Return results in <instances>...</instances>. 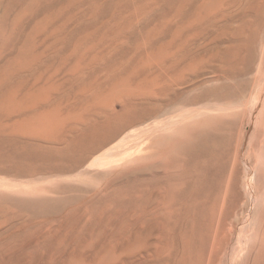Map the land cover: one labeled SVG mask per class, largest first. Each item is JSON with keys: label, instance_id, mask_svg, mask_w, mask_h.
I'll return each mask as SVG.
<instances>
[{"label": "rangeland", "instance_id": "obj_1", "mask_svg": "<svg viewBox=\"0 0 264 264\" xmlns=\"http://www.w3.org/2000/svg\"><path fill=\"white\" fill-rule=\"evenodd\" d=\"M27 1L12 6L11 0H0V27L10 28L13 19H20L8 31L13 36L9 46L0 38V67L15 57L30 30L37 28L33 35L39 34L35 42L27 38L31 45L46 37L43 17H50L52 9L34 14ZM234 1L224 10L222 0H59V15L47 25L45 53L34 49L30 68L14 77L24 85L0 88V264H247L256 222L244 232L237 229L226 249L214 242L213 219L196 215V235L189 243L180 205L168 196L165 201L154 197L151 187L142 192L133 177L141 169L143 132L174 115L217 104L213 96H199L221 83L208 78L223 74L217 57L232 43L223 29L241 23L242 6ZM262 23L253 70L246 76L251 84L242 157L251 134L264 132L258 122H264ZM53 41L60 43L51 48ZM224 65L226 73L242 66L239 60L231 68ZM185 67L190 70L181 74ZM180 74L184 81L175 90L184 92V104L169 117H152L161 101L158 80ZM227 82L236 88L235 81ZM85 134L88 139L79 149L75 141ZM160 143L142 162L159 153ZM237 169L248 203L239 228L251 223L259 203L255 171L243 159Z\"/></svg>", "mask_w": 264, "mask_h": 264}, {"label": "bare ground", "instance_id": "obj_2", "mask_svg": "<svg viewBox=\"0 0 264 264\" xmlns=\"http://www.w3.org/2000/svg\"><path fill=\"white\" fill-rule=\"evenodd\" d=\"M20 1L21 0H11L12 6L18 4ZM228 1L229 0H222L223 6H219V8L224 9V7L229 4ZM244 1L245 2H243V0L234 1L236 6H242V9L240 8V13L238 11V19L241 23L235 27H226L223 29L224 37L227 38V36H229L232 41L230 45L222 48L220 56L217 57L218 59L220 57L222 60L219 67L221 71H223V74L216 75L211 79L208 78V81H220L221 83L217 87L208 86L199 96L201 99L203 97L209 99L214 97L213 99L215 101L218 100L217 104H211L204 110H197L191 114L184 112L176 116L174 115L175 117L172 115L173 117L169 118L166 122L160 121L158 124L154 125L152 129L143 132L144 139L141 145V147L143 146V155L139 160L141 169L137 173V176L134 174L133 177L139 181L142 192H148L151 187L153 189L152 193L155 194L154 197L165 198L167 200L168 196L169 202L170 200L173 202L175 200L178 205H180L179 210H183L184 218L188 222L189 230L185 233L187 242L189 243H192L196 235V215L199 216L201 214L206 218L213 219L212 226H214L215 230L214 242L215 240H219V242L223 244V248L225 246L226 249L230 246L229 244H231L232 236L237 229L239 232H244V228H249L252 225L253 228L256 222L255 243L253 247L249 249V252H247L248 254L245 256V261L247 264L248 262H250V264H264V203L262 202V199L264 200V132L254 131L250 137L251 143L244 153L245 156L242 157L240 153L245 134L243 131L245 125L244 116L246 115V107L249 105V99L246 96L248 94L246 93H248V87H250L249 84H251L249 83L251 81L249 80L248 82L246 76L253 70L256 44L260 38V31L263 25L262 21L264 19V2L262 0ZM58 2L59 0H28L26 6L29 9H34V14H37L39 11L43 13L45 11L49 12L50 8L53 12L51 16H56L57 14L59 15V10H56V8H58ZM231 4L229 7H235L231 6ZM199 7L200 9L198 12L200 16L203 6ZM50 17H43L45 19L47 18L45 24L42 25L43 33L46 34L43 41L40 43H32V45L26 41L28 40L27 38L30 37L35 42L36 38L39 37V34L37 37L33 35L37 28L34 32L30 30L31 32H29L31 34L28 33L25 35L24 43L17 48L15 57L8 59L7 64L0 67V88L16 89L24 85L23 83L21 84L22 81H15L14 77L19 78V73L29 67L30 61L35 57V53H33L34 49L37 50L42 48V51L38 54L43 52V48L46 47L47 38L49 37L47 25L51 22ZM19 20L20 19H13L9 23L11 29L8 25L0 27V38L4 39V43H7L9 39L11 40L13 38V36H9L10 33H8V31L10 32L13 26L17 25ZM51 26L53 25L51 24ZM56 30L57 28H53L50 34L54 35ZM10 43L9 41L6 46H9ZM58 43L60 42L53 41L51 48L56 47ZM45 51L46 48L43 53H45ZM47 51L49 52L48 49ZM47 56H49V54ZM237 60H239V64L242 66L238 68L235 67L237 71H229L227 69L229 72L226 73L227 71L224 70V64H226V68H231L232 61L235 62ZM185 68L181 71V74L182 72H186L185 70H188L190 67H187L188 69ZM257 71L259 72V70ZM181 74L177 75V79H175V75H173V79L171 76L169 79L168 77L167 79L161 77V79L158 80L159 91L156 93V96H158L161 101L155 104L152 110L153 112L151 113L152 117L160 118L173 114L177 107L185 101L184 98L186 96L184 92L176 93L175 90V86L183 84L184 78L181 77ZM178 76L182 79H179ZM230 80L236 82V88H230V86L233 85V83L230 85L227 82ZM257 81V76H254L252 82L256 84ZM226 82L228 83L227 85ZM34 83L32 84L33 86H35ZM184 90L186 92V89ZM256 98L253 99L254 102L257 100ZM192 118L195 120L199 118V121L191 122ZM258 122L259 125L262 124L264 127L263 120H259ZM212 124H214L213 129L204 127ZM206 129L209 130L207 131ZM226 131L227 134L225 133ZM161 134L165 135L160 137ZM88 136L89 135L86 134L82 135V138L75 141V146L79 149L84 148L83 145L88 139ZM90 138L92 139V137ZM158 141H160V145H162L159 153H156L155 157L150 161L146 160L142 162L151 146L157 144ZM240 159L245 161L246 166H248L251 171H255V200L259 204L253 212V215L249 218H252V221H250L251 223L247 226H240L238 228V225L242 224L246 211L245 207L248 205V203L243 200L244 197L242 196L239 181L240 172L237 167ZM77 165L79 166L81 163ZM247 176L245 175L246 178ZM248 190L252 192L251 189L248 188ZM243 191L246 195L247 188L245 187ZM260 203L263 205H260ZM256 241H258L257 244ZM218 252L221 251L219 250Z\"/></svg>", "mask_w": 264, "mask_h": 264}]
</instances>
